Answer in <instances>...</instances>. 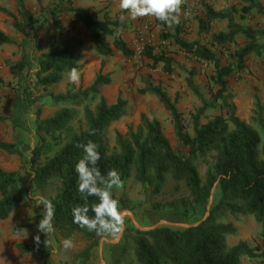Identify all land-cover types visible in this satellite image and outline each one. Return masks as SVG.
<instances>
[{"label":"trees","instance_id":"obj_1","mask_svg":"<svg viewBox=\"0 0 264 264\" xmlns=\"http://www.w3.org/2000/svg\"><path fill=\"white\" fill-rule=\"evenodd\" d=\"M14 29L18 34L28 37L37 25V19L26 7L24 0H16ZM74 24H81L85 33L89 34L102 58L114 56L116 51L127 57L134 56V49L121 39L117 31L122 25L98 20V13L90 12L81 7L71 9ZM256 12L263 18V25L255 28L243 25L236 20L235 14L242 17ZM52 22L45 25L46 33L50 27H56L62 34L60 43L51 40L47 51L36 58L37 83L47 89L60 83L73 67L81 72L84 64L80 62L84 39L80 34L63 35L67 28L60 16L53 12ZM224 19L228 22V31L218 33L212 31L211 22ZM159 24H162L158 21ZM164 25V24H162ZM201 33L211 34L212 40L218 44H235L233 58L235 65H222L216 55L199 42L188 43L179 35H174L176 42L187 51L198 57L214 61L216 74L213 77L218 86L216 93L220 108L225 115L201 122L207 108H201L193 121V135L186 131L182 113L177 108V100H172L160 84H154L146 79V85L140 93H152L159 97L164 107L169 111L174 130L179 141L190 148V159L177 155L169 140L164 135L161 123L143 114L140 124L134 129L128 128L127 134L116 132L117 149L112 150L108 142V130L111 124L127 114V101L121 97L115 103H109L102 95L104 86L111 83L108 74L101 71L87 89L75 93L51 95L55 104L64 106L52 117L35 121V133L38 141L30 153L29 169L32 172V183L36 189L46 192L52 190L48 199L55 206L53 225L55 231L79 234L90 241L84 253L99 245L100 237L94 232L82 229L73 223L71 209L82 203L77 194V176L74 165L82 155L75 147L78 142L91 139L99 145L101 159L98 167L102 173L116 169L121 179L127 181L135 168V179L148 187L152 197L157 196L165 184L167 174L171 173L176 181H184L190 193V206L193 210L208 209V216L202 217L197 224L179 229L172 226H159L150 230H141L132 226L135 235L137 264H241L243 256L257 257L255 248L245 241L235 246L227 243V235L235 234L233 223L222 221L227 216L238 218L240 215H252L261 225V236L264 240V147L261 149L260 134L248 123L236 115V105L233 96L228 93V79L234 69L244 67L245 58L251 54H262L264 51V4L260 0H242L240 7L232 6L229 10H215L207 6L205 16L199 19ZM57 32V33H56ZM107 36L112 38L110 42ZM243 38V44L238 45L237 38ZM14 39L0 29V45L14 44ZM146 56L153 64L164 63L171 72L172 59L161 54H154L148 46ZM105 61H102V67ZM25 66L24 61L10 64V72L14 73ZM4 81L0 77V84ZM95 103L91 108L85 103ZM80 108H83L80 110ZM41 109H38L40 114ZM0 117V120H3ZM95 130V135H89ZM22 156L20 147L13 142L0 138V153ZM211 159L205 180L202 181L197 166L193 163L198 158ZM31 187L18 172L6 171L0 167V219L6 220L31 194ZM114 196L119 198L120 208L129 209L130 201L126 195L125 185L119 191L114 190ZM97 202L95 197L89 198V203ZM158 207V205H155ZM89 215H93L89 212ZM131 221V220H130ZM19 228V225L17 226ZM42 233L34 232L33 237ZM125 237V235H124ZM34 240V239H33ZM42 241L35 243H19L21 251H41ZM125 249V244L123 252ZM122 252V254H123ZM120 259L115 264H119Z\"/></svg>","mask_w":264,"mask_h":264},{"label":"rangeland","instance_id":"obj_2","mask_svg":"<svg viewBox=\"0 0 264 264\" xmlns=\"http://www.w3.org/2000/svg\"><path fill=\"white\" fill-rule=\"evenodd\" d=\"M26 7L37 19V25L29 31L28 37L18 34L14 29V18L16 13V0H0V26L8 35L12 36L14 44H4L0 52V77L4 83L0 84V131L8 128L14 132L23 129L26 136L17 139L19 147L23 145L25 150L22 156L8 154L15 157L11 159V165L19 167L18 172L28 186L31 187L33 197L44 196L46 198L52 194V190L43 192L36 189L32 183V172L29 169L30 153L37 144L38 136L33 133L35 121L40 115L41 119L52 117L55 112L61 109L62 103L55 104L51 95L75 93L90 87L96 76L101 71L108 74L111 83L102 89V95L109 103H115L119 97L128 103L127 114L118 121L111 124L108 130V142L112 150L117 149L116 132L127 134L128 128L134 129L140 124L143 114L161 123L164 135L169 140L177 155L189 160L190 148L183 145L177 138L174 125L169 111L156 95L152 93H140L146 85V79L154 84H160L170 98L177 100V108L182 113V118L186 126V131L193 135V121L195 115L205 105L207 108L201 118V122H206L220 114L225 115V111L220 108V101L216 97L218 86L213 77L216 74L214 61H207L198 57L193 52L187 51L179 45L174 35L188 43L199 42L209 48L222 65H235L233 49L235 44H218L212 39L211 34L201 33L199 19L205 16L206 7L215 10H229L232 6L240 7L242 0H185L182 6L180 24L168 27L159 24L151 17L138 18L132 20L128 13L123 12L118 7V0H24ZM264 4V0H260ZM81 7L90 12L98 13V20H106L110 23L122 25L117 34L123 39L135 53L133 57H127L120 51H116L110 58H102L97 47L93 43L89 34L85 33L81 24H74L71 9ZM53 12L60 16L63 23L67 25L63 35L78 33L84 39V47L80 62L84 68L80 73L79 82L76 84L68 80L66 74L63 80L47 89L37 83L36 58L47 51L51 40L60 43L62 34L57 33L55 26H51V31L46 33L42 23L47 25L52 22ZM124 16L123 21L120 17ZM236 20L255 28L263 25V18L256 12H251L245 16L235 14ZM213 32L228 31V22L224 19L215 20L210 23ZM111 42L112 38L107 36ZM238 45L243 44V38H237ZM264 43V40H261ZM152 47L153 53L165 55L171 58L172 71L165 68L164 63L153 64L145 51ZM1 48V47H0ZM236 48V47H235ZM24 61L25 66L14 73L10 72V64L17 61ZM105 65L102 67V61ZM242 69L235 68L233 73L227 77L229 91L233 96L232 102L236 105V115L248 123L256 130L261 137V146L264 147V51L262 54H251L245 58ZM85 105L91 108L95 103L87 101ZM29 107L30 112L25 108ZM41 109L40 114L38 109ZM24 109V110H23ZM83 108H80L82 110ZM11 115H14L16 120ZM35 117V118H34ZM22 131V130H21ZM198 158L193 163L197 166L202 181L205 180L209 162ZM126 195L130 201V215L125 216V249L120 258L119 264H137L135 256V244L132 236L135 235L132 226L141 230H150L153 227L172 226L179 229L197 224L202 217L208 216V209L199 208L196 211L190 206V193L184 181H176L171 173L167 178L161 192L152 197L148 187L135 179V168L132 176L124 183ZM31 195L16 208L6 220L0 219V239H7L10 246L16 250V261L18 264H43L44 254L38 249L24 252L18 248L19 243L34 244L33 234L37 230V224L42 218L43 205L36 206L38 200L31 199ZM213 201V198H212ZM211 202V201H210ZM212 204V203H211ZM210 204V205H211ZM158 205V207H155ZM131 220V221H130ZM222 221L233 223L236 233L227 235V243L235 246L241 241L249 243L256 250L257 257L249 258L243 256L241 264H264V240L261 236V225L252 215H240L238 218L227 216ZM19 225V228L17 227ZM26 230V232H25ZM5 237V238H4ZM73 241V247L65 249L62 241L65 239ZM50 247L52 257L57 256L60 264H87L92 255L96 256L99 245L90 252L84 253L90 241L85 240L79 234H68L56 230L50 236ZM7 249L0 247V262ZM54 264L55 262L52 261Z\"/></svg>","mask_w":264,"mask_h":264},{"label":"clouds","instance_id":"obj_3","mask_svg":"<svg viewBox=\"0 0 264 264\" xmlns=\"http://www.w3.org/2000/svg\"><path fill=\"white\" fill-rule=\"evenodd\" d=\"M185 0H118L121 11L128 13L132 20L151 17L162 24L173 27L180 24L182 6ZM124 16L120 17L123 21ZM80 73L75 67L68 72V80L76 84L79 82ZM89 135H95V130H90ZM76 148L82 151L74 165L77 176V194L82 203H78L71 209L73 223L89 232H94L102 240L119 239L125 229V216L130 215L120 208L119 198L114 196V190H121L124 181L116 169H110L102 173L98 167L101 159L99 145L89 139L86 142H78ZM31 195V194H30ZM95 197L97 202L89 203V198ZM38 200L36 206L43 205L42 218L37 224V232L45 236L43 243L47 246L48 239L55 232L53 221L55 218V206L52 201L44 196L33 197ZM91 212L93 215H89ZM26 232V230H25ZM34 243L39 246L40 235L33 237ZM65 249L73 247V241L65 239L62 242Z\"/></svg>","mask_w":264,"mask_h":264},{"label":"crops","instance_id":"obj_4","mask_svg":"<svg viewBox=\"0 0 264 264\" xmlns=\"http://www.w3.org/2000/svg\"><path fill=\"white\" fill-rule=\"evenodd\" d=\"M0 29L2 30V26H0ZM0 47H1L0 52L3 49H5L3 46H0ZM25 109L28 110V112L31 111L29 107ZM11 116L13 117L14 120H16L15 119L16 117L14 115H11ZM11 128H8V133L6 132L7 129L4 131H0V138H3L6 142L17 143V139L19 140V138H23L26 136V132L23 129H20V132L18 133V132H14V130ZM33 133L35 134V130H33ZM20 149L24 151L25 147L21 145ZM4 153L5 152L0 153V167L10 172H15L16 170H18L19 167L16 166L17 160H16V164L11 165V159L15 161V158H12L15 156L5 155ZM49 238L50 236L48 237V239ZM124 239L125 237L124 235H122V237H120L119 239L114 240V239L109 238V239L103 240L102 243L100 242V245H99L100 247L96 253V256L92 255V257L90 258V261H88L87 264H115L118 261V259L122 257V252L124 248V243H123ZM44 240H45V236L42 234L41 241H42V250L44 252V254H42L43 264H54L52 261H54L55 264H60L57 256L52 257V249L50 247V243L47 246H45V244L43 243ZM10 245L11 244L7 239H2V238L0 239V247L3 246L4 248L7 249L5 256H3L4 260L0 262V264H18V262L16 261V255H17L16 250L12 248ZM93 249L91 251H93ZM21 264H25V262Z\"/></svg>","mask_w":264,"mask_h":264},{"label":"water","instance_id":"obj_5","mask_svg":"<svg viewBox=\"0 0 264 264\" xmlns=\"http://www.w3.org/2000/svg\"><path fill=\"white\" fill-rule=\"evenodd\" d=\"M212 203V198H211V202H210V204ZM209 208H210V205H209ZM130 213V212H129ZM131 214V213H130ZM132 215V214H131ZM154 228H156V227H153L152 229H154Z\"/></svg>","mask_w":264,"mask_h":264}]
</instances>
